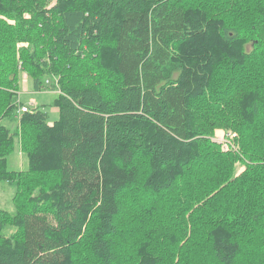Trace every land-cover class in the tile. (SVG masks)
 Masks as SVG:
<instances>
[{"label": "trees", "instance_id": "16d2710c", "mask_svg": "<svg viewBox=\"0 0 264 264\" xmlns=\"http://www.w3.org/2000/svg\"><path fill=\"white\" fill-rule=\"evenodd\" d=\"M89 57L116 79L111 95L66 83ZM3 62L13 69L0 65V146H9L0 150V174L15 176L7 157L19 142L29 171L49 169L57 179L40 184L45 212L37 204L14 214L0 208V264H74L82 246L95 256L89 264H109L120 224L143 264H174L172 252L151 242L162 236L157 228L185 239L184 222L201 237L186 241L191 252L177 264H264V0H0ZM221 62L229 69L217 70ZM23 72L29 91L57 93L53 123L44 105L21 102ZM10 116L19 117L15 132L2 123ZM216 128L238 132L229 139L235 146L224 151L211 140ZM182 180L190 216L160 210L151 238L149 223L137 226L123 200L135 186L161 195ZM206 182L203 194L193 193ZM179 210L185 215L184 204ZM230 217L249 219L251 228L238 227L235 238L221 233L213 249L208 231Z\"/></svg>", "mask_w": 264, "mask_h": 264}, {"label": "rangeland", "instance_id": "374dc122", "mask_svg": "<svg viewBox=\"0 0 264 264\" xmlns=\"http://www.w3.org/2000/svg\"><path fill=\"white\" fill-rule=\"evenodd\" d=\"M8 56L9 59L11 60L14 59L13 54L9 53ZM88 59H89L88 61L82 60L83 62L80 61L75 63V65L73 66V71L70 72L71 82H66V81L64 82L68 83L71 86H82V85L96 86L100 88L104 94L111 95L115 86L116 79L114 78L110 80L107 78V76L105 75L106 71H104L103 67L102 66L98 67L97 59L91 57H89ZM225 63L223 64V62H221L217 70H219L221 67L223 69L225 68L229 69V67H223L224 65H226ZM64 64L65 63H63L62 69L64 72H67V70L64 69L65 68ZM0 65L3 70H6L8 68L13 69L11 62H8L7 64L3 62L0 63ZM19 86H20L19 89L20 91L18 90V94L20 95L21 102H23L24 104H28L31 107L44 105L43 108L45 111L48 112L49 115V123H53L58 118V111L53 105V101L57 96V93L55 91H51V90H42L41 92L29 91L31 89V84L28 79L26 80V73L24 72L21 73V81ZM3 92H5V89L0 88V99L2 97ZM241 114L242 116L244 115L243 113ZM2 123L7 125L8 128L11 130V132H15L19 124V117L17 116L6 117L2 120ZM33 138L31 137L28 143L36 145L37 144L36 140L38 137H35V139ZM210 138L211 140L219 143L221 148L224 149V151H227L226 149H228L229 146L234 147L236 144V141L234 143L232 140V145H230L229 139L230 138H233L234 140L239 139V133L228 131L224 128H216L213 131V134L210 136ZM2 149H9V146L3 143L0 146V150ZM237 149L238 148L236 146V150ZM28 167H29L28 159L25 153L21 150L19 142H16V147L11 150L10 154L7 157V168L9 171L15 172V176H5L3 174H0V208L10 212V214H14V211H16L18 206H19L18 209L22 208L21 211H28L30 208L32 209V207L35 204L39 205L40 209H42L43 212H45L48 209V204L50 202L46 200H42L40 197L41 185L46 184V188H47L48 185L53 184L56 181L57 175L53 171H49V169L40 170L38 172H32L28 170ZM243 169L244 166L242 163L237 162L235 164L236 174H238V172H242ZM179 171L180 172L178 173V175L181 174L183 179L186 170L185 168H182L183 171L182 172L180 167ZM18 176L21 178L22 184L20 185L16 184L15 181ZM212 176H217V174L213 172ZM206 177H208V175H206ZM207 183L209 182L203 184L198 190L196 189V191H193V193L203 194L207 189L206 188ZM175 184L177 185L176 188H174L169 192L161 191L160 192L161 195H155L152 194L151 192H143L142 190L136 192L137 188H140L138 186H135L131 190L130 194L128 193L129 191L128 192L126 191L125 193V194L128 193V198H125L123 202L124 203L131 202V211L137 214V219H136L137 226H139L140 223L144 221H147L149 223L148 231L151 238L153 237V235L157 234L155 225L154 224L152 225L151 221L152 218L155 217L160 210L164 209L165 210L164 213L166 217L172 215L171 217H173V219L176 220L184 219V218L188 219V217L192 212L191 206L194 204V202L192 203V199H191L190 204L189 205L186 204V197H185L186 193L184 190L182 191V186H185L183 185V180L175 181ZM42 190L44 189L42 188ZM170 195H174L175 197L172 200H170L168 204L166 203L165 205V200ZM178 195H181L180 199ZM38 196L40 198H38ZM31 200H35L36 203L29 202ZM183 204L185 205V215L179 212L180 211L179 209L182 208ZM195 206H197V204ZM221 207H225V205L222 204ZM226 209L227 208H225L224 210V216L228 217L229 215ZM227 219L233 220V222L225 223V224L218 223L216 226L217 230L215 232L211 230L208 231V234L210 235L211 247H213V249L216 248V244L219 243L218 240H216L217 239L216 237L220 238L221 233L225 232L227 235L235 238L236 235L234 232L238 227L242 232L251 228V222L249 219L244 218L241 222L239 221L236 222L234 221L235 218H231V217ZM118 221H120V219ZM184 223L186 226V234H187V237L185 239H181V238L176 239V237H171V235L168 236V234L166 237L164 235V230L157 228V231L161 233L162 236L161 238L158 236L151 242V244L153 245H158L162 250L164 251L167 250L166 254L168 252H172L173 253L172 260L174 264L180 262L182 252L185 254L187 252H191L189 248L192 247V245L191 246L186 245L187 244L186 241L191 240L192 242H194L199 240L201 237V235L199 234L200 232L195 231L192 224L188 225L187 222ZM125 224L127 225V223ZM121 226L122 225L120 224L119 233H118L119 237L117 236L114 237L115 245L112 247L114 254L108 258L109 259L108 262L111 261L109 264H143L144 261L140 257L142 256L141 253H138L137 250L133 248V246L126 245V243L124 242V239H126L125 238L126 234L121 229ZM13 231H14V227H10V228H6L4 233L6 235H10L13 233ZM125 249L126 250L128 249L126 254L123 252V250ZM195 249L196 248H194L193 250ZM244 250L245 249L243 247L239 248L240 252H238V255L236 256L237 260L243 258V255L245 253ZM150 252L153 253V250L151 249ZM206 253H208L209 256L213 255L212 250H210V246L209 249L206 251ZM80 256H85L88 264L92 262L91 256L95 257L93 254L92 255L89 254V249L87 247H83V246L77 248L73 256V260L75 261L74 264H77V257ZM203 256L205 255L203 254ZM194 257L195 256H193V258ZM191 262H193V264H197L193 259L190 260V263Z\"/></svg>", "mask_w": 264, "mask_h": 264}, {"label": "built area", "instance_id": "2783aa9c", "mask_svg": "<svg viewBox=\"0 0 264 264\" xmlns=\"http://www.w3.org/2000/svg\"><path fill=\"white\" fill-rule=\"evenodd\" d=\"M21 110H22V111H26V110H27V105L22 106V107H21Z\"/></svg>", "mask_w": 264, "mask_h": 264}, {"label": "crops", "instance_id": "0c3cea01", "mask_svg": "<svg viewBox=\"0 0 264 264\" xmlns=\"http://www.w3.org/2000/svg\"><path fill=\"white\" fill-rule=\"evenodd\" d=\"M58 111V110H57Z\"/></svg>", "mask_w": 264, "mask_h": 264}]
</instances>
